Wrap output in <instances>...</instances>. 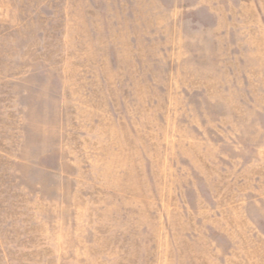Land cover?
<instances>
[{"label": "rangeland", "instance_id": "1", "mask_svg": "<svg viewBox=\"0 0 264 264\" xmlns=\"http://www.w3.org/2000/svg\"><path fill=\"white\" fill-rule=\"evenodd\" d=\"M0 264H264V0H0Z\"/></svg>", "mask_w": 264, "mask_h": 264}]
</instances>
